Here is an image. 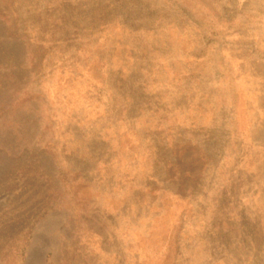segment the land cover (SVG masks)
<instances>
[{
    "label": "rangeland",
    "instance_id": "1",
    "mask_svg": "<svg viewBox=\"0 0 264 264\" xmlns=\"http://www.w3.org/2000/svg\"><path fill=\"white\" fill-rule=\"evenodd\" d=\"M0 151V264H264V0H0Z\"/></svg>",
    "mask_w": 264,
    "mask_h": 264
},
{
    "label": "trees",
    "instance_id": "2",
    "mask_svg": "<svg viewBox=\"0 0 264 264\" xmlns=\"http://www.w3.org/2000/svg\"><path fill=\"white\" fill-rule=\"evenodd\" d=\"M6 69H7L6 65H3V70L6 71ZM12 127L15 128L16 126H12ZM21 137L22 136H21L20 133L17 134L15 131H12L9 134V136H8V141H9V143H17V141L21 140ZM41 145L42 146H46V142H44ZM0 153H2V151H0ZM9 154L10 153H3V156L6 159L11 160L12 158H11V156ZM69 181L70 180H67V179L63 180V184H62V187H61L62 188V193L58 194V192L55 191L54 188H52V204L60 201L63 196H65V199H66V195L69 194V190L71 188V185L68 183ZM0 187H1L0 189H3V190H5V189L10 190V185L6 184L5 181L0 183ZM66 191H67V193H65ZM70 201H73V199L70 200ZM10 207H11V204H10ZM8 209L9 208H6L5 210H8ZM34 209H35V206L27 208V210H26L27 214H28L27 218H24L22 215L19 214L17 217H15L14 219L10 220V222H8V224L6 223L7 225H10V226H13V227H15V226H20L21 227L22 233H21V237L20 238H24V236H27V235L30 234V225H32V223H34V220H33V211H34ZM29 219H30V221H29ZM9 229L11 230V228H9Z\"/></svg>",
    "mask_w": 264,
    "mask_h": 264
}]
</instances>
